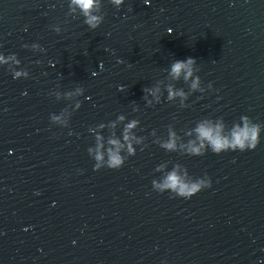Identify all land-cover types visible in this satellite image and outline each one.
Here are the masks:
<instances>
[{"label": "water", "instance_id": "1", "mask_svg": "<svg viewBox=\"0 0 264 264\" xmlns=\"http://www.w3.org/2000/svg\"><path fill=\"white\" fill-rule=\"evenodd\" d=\"M69 2L0 0V53L30 73L14 79L15 63L0 64V264H264V133L253 150L203 156L166 152L150 135L168 124L183 135L206 116L264 126V0H102L96 29ZM187 57L213 87L185 108L146 106L142 89L158 79L188 90L165 71ZM77 86L73 111L62 92ZM61 112L67 128L50 121ZM120 113L140 119L148 147L94 170L88 127ZM158 163L206 173L211 187L157 192Z\"/></svg>", "mask_w": 264, "mask_h": 264}, {"label": "clouds", "instance_id": "2", "mask_svg": "<svg viewBox=\"0 0 264 264\" xmlns=\"http://www.w3.org/2000/svg\"><path fill=\"white\" fill-rule=\"evenodd\" d=\"M101 2L102 0H70L68 6L73 13L79 11L84 18V24L91 29H96L104 20V15L98 14ZM109 2L116 8H120L125 0H109ZM145 3H150V0H145ZM54 30L59 33L61 28L57 25ZM167 31L171 33L172 29L169 28ZM33 47L42 52L45 51L39 43L34 44ZM9 61H13L17 66L12 71L14 79L29 77L28 69L19 67L21 61L15 55L5 56L0 53V64H7ZM118 62L123 61L118 60ZM165 71L172 81L182 79L188 83V90L176 87L173 83H163L158 79L151 86H144L142 89V99L146 106L160 104L162 99H166L169 102L178 100L180 108H185L189 106L187 101L194 92L204 93L213 87L211 82L208 83L207 88L202 86V80L198 74L199 68L193 57L175 59ZM96 74V72L92 73L93 76ZM84 93V88L77 86L74 89L63 91L62 95L66 98L76 97L72 105L73 111H76L82 106V100L79 97L84 96ZM60 95L61 93H57L56 98L59 99ZM132 111L138 112L139 107L134 106ZM50 121L62 128L68 127V119L65 118L63 112L50 114ZM140 125L139 118L130 119L127 115L120 113L115 119L88 127V132L93 135L94 143L87 148V152L94 161V170L103 167L119 169L129 157L136 155L138 147L140 151L148 147L145 143L147 137L138 134V130L142 131ZM166 127V135L158 134L157 129H152L150 133L153 138L152 143L159 145L166 152L189 156H203L209 150L215 154L253 150L260 143L261 135L264 133V126L246 114L241 115L230 125L223 117L206 116L197 120L194 126L181 130L183 135L176 130L173 124H168ZM69 134L71 135V131ZM155 172L161 173L158 178H153L151 181L155 191L160 193L168 191L183 198H190L203 189L211 187L212 184L211 178L206 173L203 176H193L187 167L180 163H175L171 167L166 163H158Z\"/></svg>", "mask_w": 264, "mask_h": 264}]
</instances>
